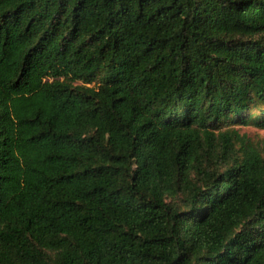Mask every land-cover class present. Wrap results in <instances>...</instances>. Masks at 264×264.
Listing matches in <instances>:
<instances>
[{
	"label": "trees",
	"instance_id": "trees-1",
	"mask_svg": "<svg viewBox=\"0 0 264 264\" xmlns=\"http://www.w3.org/2000/svg\"><path fill=\"white\" fill-rule=\"evenodd\" d=\"M264 0H0V264H264Z\"/></svg>",
	"mask_w": 264,
	"mask_h": 264
},
{
	"label": "rangeland",
	"instance_id": "rangeland-1",
	"mask_svg": "<svg viewBox=\"0 0 264 264\" xmlns=\"http://www.w3.org/2000/svg\"><path fill=\"white\" fill-rule=\"evenodd\" d=\"M241 133H246L253 142L264 145V126H258L256 123L240 127Z\"/></svg>",
	"mask_w": 264,
	"mask_h": 264
}]
</instances>
